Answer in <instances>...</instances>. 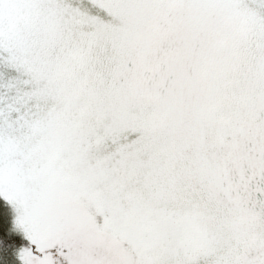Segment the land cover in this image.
I'll list each match as a JSON object with an SVG mask.
<instances>
[{"label": "snow or ice", "instance_id": "6c2138e0", "mask_svg": "<svg viewBox=\"0 0 264 264\" xmlns=\"http://www.w3.org/2000/svg\"><path fill=\"white\" fill-rule=\"evenodd\" d=\"M0 264H264V0H0Z\"/></svg>", "mask_w": 264, "mask_h": 264}]
</instances>
